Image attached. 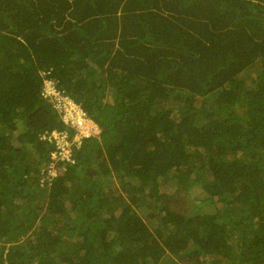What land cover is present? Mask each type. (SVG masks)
Here are the masks:
<instances>
[{
	"label": "trees",
	"instance_id": "trees-1",
	"mask_svg": "<svg viewBox=\"0 0 264 264\" xmlns=\"http://www.w3.org/2000/svg\"><path fill=\"white\" fill-rule=\"evenodd\" d=\"M0 264H264V0H0Z\"/></svg>",
	"mask_w": 264,
	"mask_h": 264
},
{
	"label": "built area",
	"instance_id": "built-area-1",
	"mask_svg": "<svg viewBox=\"0 0 264 264\" xmlns=\"http://www.w3.org/2000/svg\"><path fill=\"white\" fill-rule=\"evenodd\" d=\"M43 97L48 98L53 106L57 109V111L63 116H65L64 122L65 124L69 125L70 127H76L77 129L80 128V123L85 122V117L83 112H79V106L75 104V102L68 96L60 92L51 81H46L43 87ZM72 118H66V116ZM80 119V120H78ZM85 119V120H84ZM80 137L88 136L92 133H84L78 130ZM61 131L53 130L49 135V139L53 138L56 143V148L51 153V162H49V168L47 170V176H54L56 174V167H55V160H70L71 159V149H70V142L66 137L67 133L64 132V135L60 133ZM66 134V135H65ZM46 136H43L45 138ZM78 137L75 140H78Z\"/></svg>",
	"mask_w": 264,
	"mask_h": 264
},
{
	"label": "rangeland",
	"instance_id": "rangeland-1",
	"mask_svg": "<svg viewBox=\"0 0 264 264\" xmlns=\"http://www.w3.org/2000/svg\"><path fill=\"white\" fill-rule=\"evenodd\" d=\"M46 83V82H45ZM44 83V84H45ZM106 100H108V101H111L112 100V97H111V95H109L107 98H106ZM61 116H62V119L64 120L65 119V116H63V114H61ZM66 118H72V117H69V114H68V116H66ZM78 120H80V119H78ZM85 120V119H84ZM81 125H80V128L78 129V130H80V131H82V132H84V133H88V132H90V133H92V134H95V133H97L98 131H99V129H98V127L91 121V120H89V119H87V120H85V122H83L82 121V123H80ZM64 132H66V131H61L60 133L62 134V135H64ZM67 133V132H66ZM80 134L81 133H79V131H76L75 133H74V135H71V136H69V134L67 133V135H66V137L68 138V141L71 143L73 140H75V139H77L78 137H80ZM69 137H71V138H69ZM168 190L170 191L171 190V188L170 187H168ZM193 196V195H192Z\"/></svg>",
	"mask_w": 264,
	"mask_h": 264
},
{
	"label": "clouds",
	"instance_id": "clouds-1",
	"mask_svg": "<svg viewBox=\"0 0 264 264\" xmlns=\"http://www.w3.org/2000/svg\"><path fill=\"white\" fill-rule=\"evenodd\" d=\"M44 81L46 82V81H51L53 84H54V86L60 91V92H62L63 94H65V95H67L62 89H59L56 85H55V83H54V78H45L44 79ZM45 85V84H44ZM69 96V95H68ZM70 97V96H69ZM50 101V100H49ZM51 102V101H50ZM52 103V102H51ZM79 106V105H78ZM54 107V106H53ZM55 108V107H54ZM83 112V110L80 108V106H79V112ZM83 115H84V117H85V119L87 120V119H89L86 115H85V113L83 112ZM90 120V119H89ZM92 121V120H91ZM93 122V121H92ZM94 123V122H93ZM95 124V123H94ZM96 125V124H95ZM97 126V125H96ZM73 128H75L76 129V131H78V129L76 128V127H73ZM99 129V128H98ZM99 133V131L97 132V133H95V134H98ZM46 133H44V135H45ZM85 136V135H84ZM42 138H43V136H42ZM81 138V137H80ZM71 155H72V152H71ZM56 161V160H55ZM57 161H61V160H58L57 159ZM62 161H69V162H73V158H71L70 160H62ZM55 167H56V174H57V172L60 170H62L63 169V167L62 166H60V165H57V164H55ZM41 181H43V180H41Z\"/></svg>",
	"mask_w": 264,
	"mask_h": 264
}]
</instances>
